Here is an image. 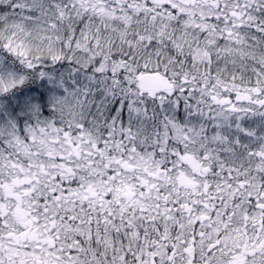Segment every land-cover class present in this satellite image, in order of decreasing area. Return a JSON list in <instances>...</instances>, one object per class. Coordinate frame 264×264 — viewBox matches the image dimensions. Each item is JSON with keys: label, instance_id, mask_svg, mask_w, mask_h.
Here are the masks:
<instances>
[{"label": "clouds", "instance_id": "9594fccd", "mask_svg": "<svg viewBox=\"0 0 264 264\" xmlns=\"http://www.w3.org/2000/svg\"><path fill=\"white\" fill-rule=\"evenodd\" d=\"M0 80V264L264 241V0H0Z\"/></svg>", "mask_w": 264, "mask_h": 264}, {"label": "snow or ice", "instance_id": "6c2138e0", "mask_svg": "<svg viewBox=\"0 0 264 264\" xmlns=\"http://www.w3.org/2000/svg\"><path fill=\"white\" fill-rule=\"evenodd\" d=\"M9 88V84L5 81L0 80V90H7ZM254 91L259 92L260 90L254 89ZM260 103H264V101H261ZM237 111H240V109H237ZM25 182H31L30 177H25L24 179L14 178L13 183H25ZM9 188H11V185H8ZM34 190V189H33ZM27 191V190H26ZM51 194L55 199H59L62 193L58 192L55 188L51 189ZM66 194V193H64ZM94 194V193H93ZM252 203L255 207L258 208H264V200H261L259 203L256 202V198H252ZM20 211H25L24 209H20ZM165 211H169L168 209H165ZM79 243V241H77ZM258 248H264V241H261L259 245L256 243H253V246L251 248H248L247 245L244 246L243 252H236L233 254L232 258L229 260V264H248V260L255 256L257 254ZM169 253L174 254V249L169 248ZM153 254V261L152 264H158V257H156ZM262 260H264V257H262Z\"/></svg>", "mask_w": 264, "mask_h": 264}]
</instances>
